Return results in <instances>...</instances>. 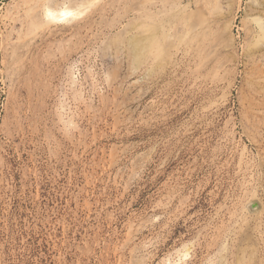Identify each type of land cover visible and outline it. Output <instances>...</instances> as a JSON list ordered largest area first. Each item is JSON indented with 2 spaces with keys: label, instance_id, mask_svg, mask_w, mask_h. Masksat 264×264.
Instances as JSON below:
<instances>
[{
  "label": "rangeland",
  "instance_id": "1",
  "mask_svg": "<svg viewBox=\"0 0 264 264\" xmlns=\"http://www.w3.org/2000/svg\"><path fill=\"white\" fill-rule=\"evenodd\" d=\"M70 1L0 0V264H264V0Z\"/></svg>",
  "mask_w": 264,
  "mask_h": 264
},
{
  "label": "bare ground",
  "instance_id": "2",
  "mask_svg": "<svg viewBox=\"0 0 264 264\" xmlns=\"http://www.w3.org/2000/svg\"><path fill=\"white\" fill-rule=\"evenodd\" d=\"M43 14H44L43 16L48 21V23L70 21V20L76 19L79 16V14H80V7H79V4H78V2L76 0H71L70 1V4L67 5V6H66V4H64V6H62V7H56V8L52 7L51 5L50 6H45L44 7V10H43ZM259 27H260L261 31L264 33V20L260 21ZM134 41L135 40H133V42ZM135 42L133 43V45H134V47L137 48L138 47V44H136L137 42L136 43Z\"/></svg>",
  "mask_w": 264,
  "mask_h": 264
}]
</instances>
